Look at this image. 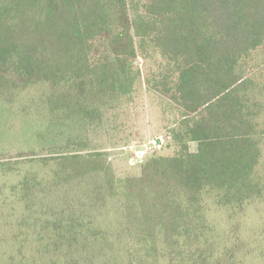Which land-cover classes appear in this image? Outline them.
Instances as JSON below:
<instances>
[{
    "label": "trees",
    "instance_id": "16d2710c",
    "mask_svg": "<svg viewBox=\"0 0 264 264\" xmlns=\"http://www.w3.org/2000/svg\"><path fill=\"white\" fill-rule=\"evenodd\" d=\"M145 61L177 150L115 179ZM0 106V264H264V0H0Z\"/></svg>",
    "mask_w": 264,
    "mask_h": 264
},
{
    "label": "rangeland",
    "instance_id": "374dc122",
    "mask_svg": "<svg viewBox=\"0 0 264 264\" xmlns=\"http://www.w3.org/2000/svg\"><path fill=\"white\" fill-rule=\"evenodd\" d=\"M151 69L150 62L142 63V77L128 109L115 116L109 114L104 124L106 132L94 142L97 150L105 152L115 179L138 176L140 165L147 157L171 156L177 150L176 145L167 140V133L179 120L180 112L175 105L147 89L144 81ZM5 110L0 106V153L14 150L16 140L22 132L24 136L26 130L24 119L20 120L16 112L8 109L4 113ZM157 137H163L164 144L161 148L149 149V142ZM140 146L147 149L135 151V147ZM189 147L191 151L196 148L195 144ZM19 168L33 169L31 164H22ZM262 210L261 206L258 212Z\"/></svg>",
    "mask_w": 264,
    "mask_h": 264
},
{
    "label": "built area",
    "instance_id": "2783aa9c",
    "mask_svg": "<svg viewBox=\"0 0 264 264\" xmlns=\"http://www.w3.org/2000/svg\"><path fill=\"white\" fill-rule=\"evenodd\" d=\"M163 144H164V138L163 137H157V138H155L149 142L148 148L149 149H158V148H161ZM144 148L147 149L146 146H144Z\"/></svg>",
    "mask_w": 264,
    "mask_h": 264
},
{
    "label": "water",
    "instance_id": "95a60500",
    "mask_svg": "<svg viewBox=\"0 0 264 264\" xmlns=\"http://www.w3.org/2000/svg\"><path fill=\"white\" fill-rule=\"evenodd\" d=\"M135 151H141V152H144V151H145V148H144V146L135 147Z\"/></svg>",
    "mask_w": 264,
    "mask_h": 264
}]
</instances>
